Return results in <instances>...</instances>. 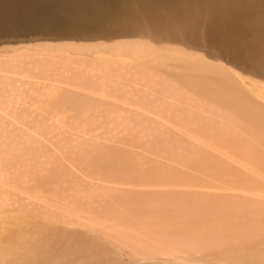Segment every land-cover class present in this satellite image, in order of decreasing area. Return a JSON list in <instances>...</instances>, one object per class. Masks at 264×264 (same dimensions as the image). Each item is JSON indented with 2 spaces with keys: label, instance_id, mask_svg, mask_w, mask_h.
I'll return each instance as SVG.
<instances>
[{
  "label": "rangeland",
  "instance_id": "374dc122",
  "mask_svg": "<svg viewBox=\"0 0 264 264\" xmlns=\"http://www.w3.org/2000/svg\"><path fill=\"white\" fill-rule=\"evenodd\" d=\"M31 26L0 31V264H264V80Z\"/></svg>",
  "mask_w": 264,
  "mask_h": 264
},
{
  "label": "bare ground",
  "instance_id": "6f19581e",
  "mask_svg": "<svg viewBox=\"0 0 264 264\" xmlns=\"http://www.w3.org/2000/svg\"><path fill=\"white\" fill-rule=\"evenodd\" d=\"M109 19L119 20L127 26L108 24L105 21ZM142 21L145 23L141 24ZM34 22L41 32L46 33L58 29L68 34L93 35L102 39L132 38L152 46L179 45L187 50L203 52L208 60L224 62L240 72L264 80V0H0L1 33L9 35L8 31L31 30ZM150 45L145 49L152 47ZM136 51L140 55L144 53L142 49ZM125 67L123 65L119 70ZM146 70L173 81L163 67L153 65ZM202 80L208 81L205 84L218 82L220 86L229 88L234 83L230 81L227 84L229 80L223 78L220 81ZM237 81L243 88H249L250 96V92L257 97L262 96L256 81L240 76ZM258 101L255 102L264 109V101ZM35 102H40L39 105L41 99Z\"/></svg>",
  "mask_w": 264,
  "mask_h": 264
},
{
  "label": "snow or ice",
  "instance_id": "6c2138e0",
  "mask_svg": "<svg viewBox=\"0 0 264 264\" xmlns=\"http://www.w3.org/2000/svg\"><path fill=\"white\" fill-rule=\"evenodd\" d=\"M108 24L114 25V26H127L126 24H124L123 22L119 21V20H114V19H109L105 21ZM145 21H142L141 24H144ZM147 23H151V21H147Z\"/></svg>",
  "mask_w": 264,
  "mask_h": 264
}]
</instances>
